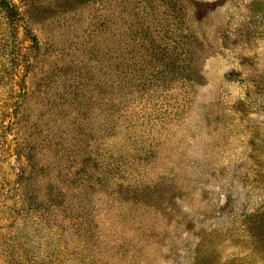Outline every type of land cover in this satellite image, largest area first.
<instances>
[{"label":"rangeland","instance_id":"rangeland-1","mask_svg":"<svg viewBox=\"0 0 264 264\" xmlns=\"http://www.w3.org/2000/svg\"><path fill=\"white\" fill-rule=\"evenodd\" d=\"M0 264H264V0H0Z\"/></svg>","mask_w":264,"mask_h":264}]
</instances>
